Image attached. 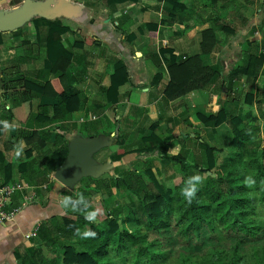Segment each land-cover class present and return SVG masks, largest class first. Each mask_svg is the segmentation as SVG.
<instances>
[{"label": "trees", "instance_id": "16d2710c", "mask_svg": "<svg viewBox=\"0 0 264 264\" xmlns=\"http://www.w3.org/2000/svg\"><path fill=\"white\" fill-rule=\"evenodd\" d=\"M204 1L208 2L207 6L217 10L216 22L218 24L223 21L224 24L219 27L227 36L237 35L238 29L246 27L250 22L249 16H243L240 12L238 0ZM257 1L258 6L262 8L264 0ZM20 2L21 0H14L13 4ZM249 2L252 3L251 0ZM167 3L175 12L187 11L186 5L178 0H170ZM189 13L194 15L191 11ZM252 13L253 11L250 12ZM174 18L169 15L162 19V25L173 27L168 31L167 37L184 35L196 25V21L191 18L185 21V27H176ZM34 22L39 26L45 23L49 27L45 68L54 78L40 83L26 77L19 66H15L16 69H12L8 74L3 70L0 75V90L8 94L11 91L14 95H10L9 110L3 108L0 101V119L15 120L24 124L36 114L35 108H38L40 122L55 124L81 109V96L75 88L76 81L71 71L73 51L63 43V36L74 32L77 24L71 20L37 19ZM157 27L158 25L149 26L153 35H156ZM262 28L263 25L253 27L251 34L254 35ZM14 34L17 35L18 31ZM218 43L216 29L211 28L202 34L201 53L198 55L179 60L173 49L161 50V57L168 64L170 75L164 92L165 100L175 101L221 81L220 90L225 92L226 89V95H236V100L243 97L242 109L246 113L245 118L229 116L222 102L216 113L197 111L195 120L199 122V129L205 133L207 140L200 132L195 133L196 138H192L191 133L183 134L181 131L173 135L177 124L152 125L153 132L163 130L168 135L161 139L155 136L141 139L142 148L138 150L136 160L146 164L144 173H124L116 179L112 178V184L103 182L102 179H88L85 188H79V193L89 198L90 210H99L97 221L89 223L82 214L74 213L76 218H64L62 227L54 229L43 226L39 233L40 240L29 249L25 260L27 264H118L120 260L128 261L130 258L126 255L139 252L138 249L143 253L149 249L150 246L146 243L150 231H165V234H170L172 229H177L176 235L184 242V238L188 239L189 236L201 244L209 238L220 242L224 239L219 235L222 230H227L238 238L230 252L220 248L218 244L208 250L216 249L210 252L207 250L203 254L186 253L183 264H193L196 257L198 259L194 261L195 264H247L238 252L248 240L262 242L255 247L254 257L255 264H264V96L260 97L254 92L257 83L264 84V53L260 50L259 42H249V50L243 54V62L235 64L225 74L220 66H207L203 62V57L211 54ZM25 45H28L27 41L24 42ZM4 50V34L0 33V53ZM155 78L160 81L162 72ZM127 82V66L119 63L112 75L111 85L102 88L108 105L120 101V89ZM244 85H248L250 90L244 91ZM65 128L66 126L60 125L51 129L23 132L25 145L44 150L51 144L52 135L56 134L54 145L57 146V130ZM102 130L99 128L96 133L101 135L104 133ZM4 132L5 129L0 127V142ZM195 139H201L198 143L204 150L206 163H200L198 158L193 162L189 158L185 143ZM62 140L59 147L47 154L45 172L38 176L45 177L55 173L64 163L69 154V141L63 136ZM226 140L228 147L235 152L219 164L217 157L223 152V143ZM118 154L125 157L129 152L121 148ZM26 155V161L19 166V171L24 176L30 166L32 150H27ZM164 160L169 161L170 165L180 167L181 177L176 182L175 176L171 185L160 182L158 178L167 174L168 167L163 172L153 171V162ZM14 169V164L8 161L0 150V183L15 182L17 179L14 178ZM197 174L203 177V182L198 185L196 198L188 204L180 194L181 189L189 177ZM249 175L256 181L252 188L244 184ZM91 184H95L94 190L91 189ZM149 184L154 185L158 194L150 189ZM114 186L117 193L128 198L129 205H110ZM103 190L108 194L106 198H101L98 194ZM18 198L19 195L15 196V203ZM137 204L142 206L143 216L139 213ZM219 224H222L223 228H220ZM77 228L81 231H95L97 235L95 238L82 239L74 234ZM59 240L63 241L62 255L57 254L55 258L48 259L43 254V247L53 248ZM77 245L81 247L80 250ZM135 259L141 260L140 257Z\"/></svg>", "mask_w": 264, "mask_h": 264}, {"label": "crops", "instance_id": "0c3cea01", "mask_svg": "<svg viewBox=\"0 0 264 264\" xmlns=\"http://www.w3.org/2000/svg\"><path fill=\"white\" fill-rule=\"evenodd\" d=\"M70 1L87 10V14L82 19L73 21L77 24L74 32L63 36V43L73 51L71 71L76 81L75 88L81 96V109L66 120L55 124L40 122L38 108H35L36 114L24 124L15 120L8 121L11 127L5 129L0 150L7 160L14 164V178L26 180L34 185L48 184L49 187L46 191L39 192V200L27 206L15 220L0 223V264H27L25 260L29 255V249L40 240V237L27 240L25 234L36 223L41 222L42 227L55 229L62 227L64 218H76L74 213L70 211L66 213L59 206V200L68 195L75 198L80 191L79 188L85 187L88 179L93 178H82L74 185L73 190H70L54 180V173L45 177L38 176L40 173L44 174L47 154L62 144V136L67 140L75 134L93 137L98 135L96 131L99 128L104 132L101 135L112 136L111 145L93 154L96 162L105 168L104 173L96 180L102 179L103 182L112 184V178L116 179L117 176L134 171L143 174L147 169L146 164L136 160V156L138 150L142 148V138L150 136L157 138L155 132L151 130L152 125L177 124V128L183 134L191 133V137L196 138V129L199 128L196 126H199V122L195 120V113L197 111L216 113L219 110L221 81L175 101L165 100L164 92L170 81V75L167 70L168 64L161 57L162 49H173L179 60L198 55L201 53L203 32L215 28L219 43L211 54L203 57V62L207 66H220L227 74L244 57L241 52L243 46L238 44L241 42L231 44L232 40L248 36L245 39L247 52L249 42L260 43L262 39L256 36L260 33L259 29L254 35L251 34V30L255 26L263 25L264 6L257 11L254 19L249 17L250 22L246 27L238 29L237 35L227 36L219 27L224 24L223 21H219L218 24L216 22L217 10L207 6L208 2L204 0H178L186 5V12L173 11V7L167 3L170 0ZM190 11L193 12V16L190 15ZM169 15L175 17L176 27H185V21L191 18L196 21V25L184 35L167 37L168 31L173 27L162 25V19ZM151 25H158L156 35L150 32ZM48 31L49 27L45 23L39 26L33 21L26 26V29L19 30L17 35L4 34L5 50L0 53V69H3L1 55L13 51L14 46L17 45L16 51L19 53L17 61L20 64L18 66L26 77L40 83L54 78L45 68ZM25 41L28 45L24 46ZM236 43L239 47L234 48ZM119 63L127 66L128 82L120 89V101L108 105L102 88H108L111 85L112 75ZM22 66H25L26 70L22 69ZM159 72H162V78L157 81L155 77ZM2 91L0 90V100H2ZM94 116L97 119L93 121L91 119ZM81 119L86 121L83 123ZM191 124L193 126H190ZM60 125L66 128L57 130L59 135L57 146L54 145L56 134L52 135L51 144L44 150H36L32 146L25 145L23 132L51 129ZM192 134L195 136L193 137ZM21 141L23 151L20 156H17L16 146ZM199 141L195 139L185 143L189 156L193 153L192 146L196 142L199 145ZM121 148H125L129 154L121 157L118 154ZM27 150H32V157L29 159L28 175L24 176L20 173L19 166L26 161L24 158L27 156ZM159 162L161 161H155L153 165ZM175 167L179 166L169 164L168 172ZM153 171L157 173L154 167ZM158 171L163 172L162 169ZM90 187L94 190L95 184H91ZM98 194L101 198H106L108 195L105 190L99 191ZM112 194L113 197L109 200L110 205L116 206L115 186ZM125 198L128 200L126 196ZM129 204L128 200L127 205ZM62 242L59 240L53 248L43 247V254L48 259L55 258L57 254L62 255ZM77 249L80 250L81 247L77 245Z\"/></svg>", "mask_w": 264, "mask_h": 264}, {"label": "rangeland", "instance_id": "374dc122", "mask_svg": "<svg viewBox=\"0 0 264 264\" xmlns=\"http://www.w3.org/2000/svg\"><path fill=\"white\" fill-rule=\"evenodd\" d=\"M238 5L240 6V12L243 14V16H249V17H253V19L255 18V14L257 13L258 10H261L260 6H258L257 4V0H251L252 3H248L249 0H238ZM253 11L252 14H250V12ZM263 24V28L259 29L260 33H257L256 36L258 39H261V42L259 43V47L261 52L264 53V22H262ZM26 29V27L22 28L21 30ZM239 36H241L239 34ZM248 36L245 37H241V38H236L234 40H232L231 44L234 42H241L238 43L239 46L242 45L243 46V50H241V52H243V54L246 53L247 50V44H245V39H247ZM236 40V41H235ZM243 41V42H242ZM18 44V41L16 42ZM238 44L236 43L234 48H236L238 46ZM238 46V47H239ZM23 48H25L22 45ZM14 50L10 51V52H6L5 55H1V64L3 65L2 68L0 69V75L1 72L3 70H5L7 72V74L9 73V71H12V69H16L15 66H20V64L17 61V56H18V51L17 48L18 46L15 45L14 46ZM235 51V49H234ZM244 56V55H243ZM243 59H240L238 63H242ZM34 66H36V64H34ZM31 68V67H30ZM22 69H25V66H22ZM26 70V69H25ZM245 80V79H244ZM246 83V82H244ZM247 84V83H246ZM244 91H248L250 90L248 85H244L242 86ZM240 90V88H239ZM254 92L258 94V96L263 97L264 96V84L262 82L257 83L256 84V88L254 89ZM8 94V93H7ZM227 94V92H226ZM10 95H14L11 91L9 92L8 96L9 98ZM224 92L220 91L219 94V100L220 103H224L225 107L227 108L228 111V115L229 116H236V117H241V118H245V111L244 109H242V102H243V97H239L238 100L237 96L233 95V96H228L226 95V98L224 97ZM236 98V99H234ZM223 100V101H222ZM1 101V100H0ZM10 104V103H9ZM11 106V105H10ZM91 126V124H89ZM95 126V125H93ZM178 127V125L175 127ZM199 127V126H196ZM178 129V128H177ZM175 130L173 131V135H177L180 130L178 129L176 132ZM166 131L163 132H155V134L157 135V138L161 139L164 138L166 135H168V133H165ZM196 132H200L202 137L206 139V135L204 132L200 131V129H196ZM262 138H264V134L262 133ZM207 140V139H206ZM210 142V141H209ZM213 144V142H212ZM193 150H192V155L189 156L190 160L193 162H196L195 160L198 158V160L200 161V163H206L205 160V154H204V150L200 147V145L197 144V142L192 146ZM235 151H233L230 147H228V141H224L223 143V152L218 154V163L220 164L227 156L231 155L232 153H234ZM169 161L164 160L161 161L159 163H157L156 165H153L154 169H157V171L159 169L164 170L165 168H167L169 166ZM129 166V165H128ZM132 167V166H131ZM137 168H135L136 170ZM158 173V172H157ZM176 176V182L178 180V178L181 177L180 175V167H175L173 169H170L169 172H167V174H165L163 177L159 176V180L160 182H166L168 185H171L174 180L173 178ZM173 180V181H171ZM150 189L156 194H158V191L156 190V188L154 187L153 184H149ZM85 188V187H83ZM89 200V198H88ZM117 203L123 204V205H127L128 200L125 198V196L123 194H119L117 193ZM139 213L143 216V209L142 206L140 204H137ZM145 214V212H144ZM145 224L143 223V226ZM220 228H223L222 224H219ZM222 230V229H221ZM177 229H172L170 234H165V231H157V230H153L150 231L148 234V238H147V243L146 245H149V249H147L144 253L142 252L141 249H138L139 252H133L131 253V255H126L128 258H130L128 261H121L118 264H183V260L186 257V253L190 254L192 252L196 253H201L203 254L205 251H207L209 248H211L212 246H217L219 244L220 248L222 249H226L228 252H230V250L232 249V246L235 245V242L237 241V237L234 236V234H231L230 232H228L227 230H222L221 232H219L220 236H223L224 239L219 241H212V239L209 238V236H207L208 234L206 233L205 235L209 238L206 239L204 241L203 244L198 243L197 239H195L194 237L189 236L188 239H185V242L183 240L180 239L179 236H177ZM159 240V242L157 241ZM236 240V241H235ZM140 244V243H138ZM137 244V245H138ZM262 242L261 241H256L253 242L251 240H248L241 248V251L238 252V254L242 255L247 264H255V257H254V250L255 247L257 248L259 245H261ZM153 246V247H151ZM216 249V248H213ZM210 249V250H213ZM210 250H208V252H210ZM232 252V251H231ZM141 258V260H136L135 258ZM198 259V257H196V259L194 261H196ZM193 261V264H195V262Z\"/></svg>", "mask_w": 264, "mask_h": 264}, {"label": "water", "instance_id": "95a60500", "mask_svg": "<svg viewBox=\"0 0 264 264\" xmlns=\"http://www.w3.org/2000/svg\"><path fill=\"white\" fill-rule=\"evenodd\" d=\"M0 0V33L11 34L28 26L36 19L79 21L87 10L70 0ZM226 92V89H225ZM226 98V94L224 95ZM194 137L195 135L192 134ZM69 154L54 173L58 183L73 190L84 177L99 178L105 171L93 158V154L113 143L112 136L85 137L75 134L69 140ZM211 172H209L210 174Z\"/></svg>", "mask_w": 264, "mask_h": 264}, {"label": "built area", "instance_id": "2783aa9c", "mask_svg": "<svg viewBox=\"0 0 264 264\" xmlns=\"http://www.w3.org/2000/svg\"><path fill=\"white\" fill-rule=\"evenodd\" d=\"M1 103L3 108L9 110L11 108L9 104V96L6 91H2ZM97 117H92L91 120H96ZM0 121H2L0 119ZM86 120L81 119V122ZM0 127L4 128V125L0 123ZM5 129V128H4ZM54 180L55 177H54ZM48 184L34 185L26 180L17 179L15 182L2 184L0 183V223L10 222L16 219L18 215L30 204H34L39 200V192L46 191ZM19 195L17 202L15 203V196ZM42 223H36L33 228L25 234L27 240L36 239L39 236Z\"/></svg>", "mask_w": 264, "mask_h": 264}, {"label": "clouds", "instance_id": "9594fccd", "mask_svg": "<svg viewBox=\"0 0 264 264\" xmlns=\"http://www.w3.org/2000/svg\"><path fill=\"white\" fill-rule=\"evenodd\" d=\"M4 125V128L7 130L11 125H9L8 121H0ZM23 151V142L16 146V155L20 156ZM195 181V183H192V181ZM203 182V177L199 174L191 176L188 178V180L185 182V186L181 189V196L187 201L188 204H191L192 201L196 198V194L199 190L198 185H200ZM244 184L252 188L255 186L256 181L253 179L251 175L245 178ZM83 205V207H81ZM59 206L67 213H80L84 216L85 220H87L89 223L96 222L97 218L99 216V210H90L91 205L90 201L84 196L83 193H77L76 197L73 198V196H63L59 200ZM76 236L81 237L82 239H88V238H95L97 233L95 231L91 230H84L81 231V229L77 228L74 233Z\"/></svg>", "mask_w": 264, "mask_h": 264}]
</instances>
